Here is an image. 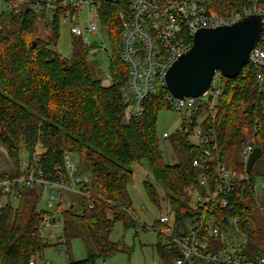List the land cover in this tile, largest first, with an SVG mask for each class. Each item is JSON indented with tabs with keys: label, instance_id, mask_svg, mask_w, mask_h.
I'll return each mask as SVG.
<instances>
[{
	"label": "trees",
	"instance_id": "16d2710c",
	"mask_svg": "<svg viewBox=\"0 0 264 264\" xmlns=\"http://www.w3.org/2000/svg\"><path fill=\"white\" fill-rule=\"evenodd\" d=\"M243 1L213 0V10L222 13L239 8ZM117 7L105 3L102 21L112 49V82L108 84L92 73L88 48L80 38L73 36L71 56L64 58L52 50L59 36L56 24H41L49 31L45 37L39 34L38 17L30 10L0 18V145L9 158L0 166V179L23 175L22 151L28 157L38 152L39 166L52 174L57 164H63L65 153L75 152L84 163L79 173L90 175L87 185L95 196L92 206L85 197L74 195L73 206L63 211L66 247L69 239L79 237L86 249L84 259L69 260L68 264H98L123 250L119 242L110 240V234L118 222L125 229L136 228L128 192L134 164L148 162L153 178L164 190L163 201L177 235H185L187 223L198 213L191 192L202 194L200 170L192 163L200 149L188 140L193 124H185L181 133L170 136L173 163L164 160L160 149L156 117L159 110L170 109L166 88L147 98L141 116L123 123L126 103L121 87L127 80V68L119 53ZM263 104L264 94L259 92L256 72L248 62L235 78L221 75L214 126L218 159L229 169L244 171L240 150L252 138L261 150L258 159L264 161ZM255 118L258 131L253 134ZM254 165L248 173L252 181L257 175ZM143 185L152 203L161 207L155 186L147 180ZM41 192L40 185L23 187L17 206L8 204L0 210L1 264H28L31 256L51 246L38 234L48 213L38 209ZM211 216L224 226L237 217L247 236L245 252L251 256L260 253L257 245L264 236L263 223L247 188H237L231 205L214 210ZM156 247L165 264H173L179 255L175 246L162 247L157 241ZM220 248L217 244L214 249Z\"/></svg>",
	"mask_w": 264,
	"mask_h": 264
},
{
	"label": "built area",
	"instance_id": "2783aa9c",
	"mask_svg": "<svg viewBox=\"0 0 264 264\" xmlns=\"http://www.w3.org/2000/svg\"><path fill=\"white\" fill-rule=\"evenodd\" d=\"M9 12L22 9L33 12L40 24L58 29L66 27L70 34L78 37L91 51L108 52L103 34L109 35L102 22L105 3L117 4L115 16L119 22V53L127 68V80L121 87L126 103L123 123L144 112L145 101L157 96L165 88L164 77L170 66L192 45L194 33L201 28L230 25L242 18L260 17L262 30L256 46L251 50L247 62L256 72L259 92L264 94V0H244L239 8H229L219 13L213 10V0H0ZM100 38L95 46L90 37ZM111 48V45L109 43ZM52 50L55 51L54 46ZM112 56V49L110 51ZM245 73V72H244ZM106 78L111 83L110 72ZM221 94V75L216 73L209 88L196 97L176 98L168 93L167 105L178 112L182 120L172 134L164 132L162 139L181 133L184 125L193 124L188 135L189 143L200 149L192 160L200 170L199 184L202 194L196 195L194 207L198 213L187 223L185 235H177L172 217L167 210L157 223L147 229L156 233L162 247L175 246L179 255L173 264H264V244L258 243L260 253L248 255L247 236L239 227V219L232 217L230 225L211 216L214 210H223L231 205L237 188H247L257 206L264 230V180L252 181L246 171V162L256 147L254 138L244 144L240 158L244 171L229 169L218 159L217 136L214 121L218 112ZM264 114V104L262 106ZM254 119L253 134L258 131ZM1 150L4 149L1 147ZM20 153L21 176L0 179V210L21 198L23 187L40 185L47 192V214L43 216L38 234L44 240H54V247L65 250L63 211L73 206L71 196L85 197L92 206L95 196L77 166L71 162L69 153L64 154L63 164L54 167V173H46L39 166L40 154L31 157ZM7 154V153H6ZM42 193V192H41ZM182 232V231H180ZM237 238L234 242L231 235ZM217 244L222 248L214 249ZM28 264H38L37 256H31Z\"/></svg>",
	"mask_w": 264,
	"mask_h": 264
},
{
	"label": "rangeland",
	"instance_id": "374dc122",
	"mask_svg": "<svg viewBox=\"0 0 264 264\" xmlns=\"http://www.w3.org/2000/svg\"><path fill=\"white\" fill-rule=\"evenodd\" d=\"M10 13L6 6L0 2V18L2 15ZM40 35L47 37L49 31L44 30L40 24L38 28ZM41 32V33H40ZM90 37V36H89ZM93 40L95 46L101 44L100 38L90 37ZM103 38L106 41L108 52L105 51H91L88 49V61L92 73L94 76L102 80L104 84H108L109 81L106 78V73L110 71V51L107 35L103 34ZM72 39L73 36L66 29V27L59 28V36L55 42V51L64 58H69L72 53ZM182 120L181 115L172 109H161L157 113L156 117V131L160 139V149L164 160L169 163L174 161L173 148L170 145L169 139H162L161 136L164 132L172 134L176 128H178ZM0 145V166L5 165L6 161H9L7 150H1ZM23 157L27 156V153L23 152ZM70 160L74 163L78 170L84 168V163L75 152H69ZM257 175L254 177V182H258L261 179L264 180V161L257 159L255 165ZM133 181L128 186V192L133 204L132 214L136 221V228L125 229L121 222L115 224L113 231L110 234V240L113 242H119L122 247V251L117 252L105 259V261H99L98 264H165L162 257L157 252V236L152 230L147 229L158 217L166 212V205L163 201L164 190L155 181L152 176L150 166L146 160H142L140 163L134 164L132 167ZM86 180H90L88 173L83 174ZM149 181L152 183L157 191V194L162 198L161 207L155 206L148 197L143 185V181ZM259 193L264 192V188L259 189ZM193 202L196 199V193L191 192ZM47 192L42 191L38 209H47ZM19 200H15L11 203L12 206H17ZM145 228V229H144ZM231 239L236 242L237 238L232 234ZM51 246L45 248L40 255L37 256L38 264H68L69 260H80L86 257V249L83 241L79 237L71 238L67 242V251L63 247L59 250L54 247V240L48 241ZM264 244V236L262 237ZM254 244V242H253ZM249 252V251H248ZM250 253V252H249ZM1 264V259H0Z\"/></svg>",
	"mask_w": 264,
	"mask_h": 264
},
{
	"label": "water",
	"instance_id": "95a60500",
	"mask_svg": "<svg viewBox=\"0 0 264 264\" xmlns=\"http://www.w3.org/2000/svg\"><path fill=\"white\" fill-rule=\"evenodd\" d=\"M261 30L262 23L256 15L230 25L198 29L191 47L170 66L164 77L168 93L176 98L196 97L209 88L216 73L226 78L238 76ZM260 154V148L255 147L247 159L246 171L251 170Z\"/></svg>",
	"mask_w": 264,
	"mask_h": 264
},
{
	"label": "crops",
	"instance_id": "0c3cea01",
	"mask_svg": "<svg viewBox=\"0 0 264 264\" xmlns=\"http://www.w3.org/2000/svg\"><path fill=\"white\" fill-rule=\"evenodd\" d=\"M261 242V241H260ZM263 244V242H261Z\"/></svg>",
	"mask_w": 264,
	"mask_h": 264
}]
</instances>
